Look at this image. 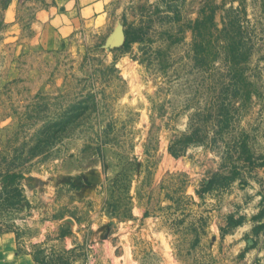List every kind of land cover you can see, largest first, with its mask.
Returning a JSON list of instances; mask_svg holds the SVG:
<instances>
[{
    "label": "rangeland",
    "instance_id": "obj_1",
    "mask_svg": "<svg viewBox=\"0 0 264 264\" xmlns=\"http://www.w3.org/2000/svg\"><path fill=\"white\" fill-rule=\"evenodd\" d=\"M10 1L0 264H264V0H116L55 46Z\"/></svg>",
    "mask_w": 264,
    "mask_h": 264
},
{
    "label": "crops",
    "instance_id": "obj_2",
    "mask_svg": "<svg viewBox=\"0 0 264 264\" xmlns=\"http://www.w3.org/2000/svg\"><path fill=\"white\" fill-rule=\"evenodd\" d=\"M116 0H11L6 21L20 20L18 12L24 7L31 13L30 28L38 43L55 46L59 40L71 37L82 29L109 22ZM18 23V22H17ZM10 264H36L30 255L6 258Z\"/></svg>",
    "mask_w": 264,
    "mask_h": 264
},
{
    "label": "trees",
    "instance_id": "obj_3",
    "mask_svg": "<svg viewBox=\"0 0 264 264\" xmlns=\"http://www.w3.org/2000/svg\"><path fill=\"white\" fill-rule=\"evenodd\" d=\"M125 34H126L125 47H130L132 44L141 42L143 40V36L141 32L126 30ZM170 151L172 152L173 155H175L172 148H170ZM246 160H249L248 156L246 157Z\"/></svg>",
    "mask_w": 264,
    "mask_h": 264
},
{
    "label": "water",
    "instance_id": "obj_4",
    "mask_svg": "<svg viewBox=\"0 0 264 264\" xmlns=\"http://www.w3.org/2000/svg\"><path fill=\"white\" fill-rule=\"evenodd\" d=\"M112 39L118 44H124L126 41V35L122 29H117L113 34Z\"/></svg>",
    "mask_w": 264,
    "mask_h": 264
}]
</instances>
